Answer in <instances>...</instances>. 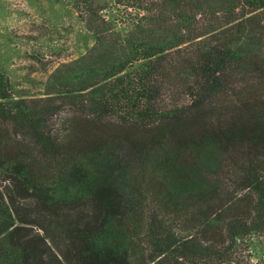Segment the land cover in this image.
<instances>
[{
	"label": "trees",
	"instance_id": "obj_1",
	"mask_svg": "<svg viewBox=\"0 0 264 264\" xmlns=\"http://www.w3.org/2000/svg\"><path fill=\"white\" fill-rule=\"evenodd\" d=\"M74 3L44 97L0 71V264H264V0Z\"/></svg>",
	"mask_w": 264,
	"mask_h": 264
},
{
	"label": "rangeland",
	"instance_id": "obj_2",
	"mask_svg": "<svg viewBox=\"0 0 264 264\" xmlns=\"http://www.w3.org/2000/svg\"><path fill=\"white\" fill-rule=\"evenodd\" d=\"M74 1L0 0V71L15 96L44 97L50 76L94 45ZM106 9L101 16L112 20Z\"/></svg>",
	"mask_w": 264,
	"mask_h": 264
}]
</instances>
